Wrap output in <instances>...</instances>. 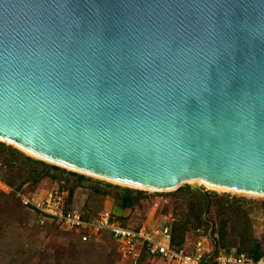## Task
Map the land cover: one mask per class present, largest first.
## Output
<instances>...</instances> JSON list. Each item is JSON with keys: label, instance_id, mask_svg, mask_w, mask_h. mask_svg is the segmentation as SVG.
Listing matches in <instances>:
<instances>
[{"label": "water", "instance_id": "95a60500", "mask_svg": "<svg viewBox=\"0 0 264 264\" xmlns=\"http://www.w3.org/2000/svg\"><path fill=\"white\" fill-rule=\"evenodd\" d=\"M0 142L130 188L264 197V0H0Z\"/></svg>", "mask_w": 264, "mask_h": 264}, {"label": "rangeland", "instance_id": "374dc122", "mask_svg": "<svg viewBox=\"0 0 264 264\" xmlns=\"http://www.w3.org/2000/svg\"><path fill=\"white\" fill-rule=\"evenodd\" d=\"M4 145L8 144L4 143ZM25 155L27 154L25 153ZM3 156H5V152L0 148L1 162ZM16 164L13 172L10 173L11 175L21 166L18 162ZM91 179L102 181V183L106 182L93 177ZM72 180V177L62 175L57 179L43 177L36 183L26 181L20 186L19 194L23 195V197L39 200L46 197L48 193L57 191L63 193L65 201V197L68 194L67 190ZM91 184L90 181H84L83 185H75L73 187L68 203L71 209L89 215L105 209L126 226L137 227L144 225L147 228L170 224L174 218H178L185 210L184 199L182 197L164 194L165 192L154 193V191L148 190H145L147 191V195L140 198L137 205L125 208L120 207L118 201L111 196L112 189L108 194L95 193L88 187ZM199 185L202 190H213L201 184ZM0 187H2L0 189H4V194L7 195L6 199L0 198V264H17L18 253H16V250L19 247L29 248L32 252L40 250L45 260L44 263L71 264V256L69 255L73 248H75L72 245H75L76 249L85 250L84 253L80 254L76 264H107L110 259L112 260L110 261L111 264H132L128 260L120 258L114 240L107 234L102 233L93 240L92 249L89 250L88 244L80 242L75 232L64 230L58 224L48 222V218L42 219L43 222L41 221L42 223H40L38 221L39 214L30 206L22 204L20 199L19 201L15 198V195L19 198L18 194L10 196L9 192H7L8 188L2 184H0ZM213 191L217 194L228 193L230 196L235 195L253 201H264V197L261 196L221 190ZM259 204L258 202H253L252 204H244L243 206H250L249 216L252 220L253 235L256 241L260 242L261 225L264 222V210ZM207 216H210V213ZM210 231V228L205 230L203 226L194 231L189 230L185 232L184 243L189 247L197 236L204 235L210 244L212 236L210 235ZM58 253H63L64 255L61 256V258L63 257L61 261L57 259ZM135 264H159V261H151L148 256L144 255V258L141 260L138 257Z\"/></svg>", "mask_w": 264, "mask_h": 264}, {"label": "trees", "instance_id": "16d2710c", "mask_svg": "<svg viewBox=\"0 0 264 264\" xmlns=\"http://www.w3.org/2000/svg\"><path fill=\"white\" fill-rule=\"evenodd\" d=\"M0 148L5 152L2 162L0 161V183L8 187L7 192H9L10 196L19 194L20 186L26 181L36 183L43 177L57 179L62 175L73 178L70 187L67 190L68 194L65 197V209H71L68 206V203L70 201L73 187L75 185H83L84 181H90L92 183L91 185H88V187L95 193L108 194L112 189V198L116 199L118 205L124 208L137 205L139 199L147 195V191L145 190L120 186L108 182L102 183V181L91 179V177L86 175L33 158L29 155H25L22 151L11 145H4L2 142H0ZM17 162L21 166L11 175L10 173L13 172V168L16 167ZM163 192H165L164 194L182 197L185 204V210L183 213L179 215L178 218H174L173 221L168 224L170 229V243L172 245H183L185 232L189 230L194 231L200 226H203L205 230L207 228L211 229L210 235L212 236L210 244L213 250L217 247L224 250L233 249L236 252H243L253 258H257L261 254L262 235L260 234V242L256 241V238L253 235L252 220L249 216L250 206L244 207L243 205L258 202L260 203V207L264 210L263 200L253 201L240 196H230L228 193L217 194L213 190L193 189L187 184H183L173 191ZM154 193L162 192L154 191ZM6 196L7 195L4 194V189H0V198H5ZM15 198L19 200L16 195ZM97 213L98 212L89 215L80 212V215L82 218H88L90 216H95ZM209 213L210 216H207ZM48 219V222L55 223L53 220ZM109 219L116 221L121 226L129 227L118 221V219L110 212ZM138 227L140 226L131 228L137 229ZM102 233L110 236L106 231H103ZM213 234H215V236H213ZM77 237L80 242L88 244L87 247L89 250L92 249L93 240L81 241L78 235ZM72 247L75 248H73V250L71 249L72 252L69 256H71V264H76L80 254L84 253L85 250L76 249L75 245H72ZM16 253H18L17 264H49L44 263L45 260L40 250L32 252L29 248L19 247L16 250ZM58 254L59 256L57 259L61 261L63 258H61V256L64 255L63 253ZM143 258L144 254L141 253L139 259L141 260ZM110 261L112 260L110 259ZM110 261L107 262V264H111Z\"/></svg>", "mask_w": 264, "mask_h": 264}, {"label": "built area", "instance_id": "2783aa9c", "mask_svg": "<svg viewBox=\"0 0 264 264\" xmlns=\"http://www.w3.org/2000/svg\"><path fill=\"white\" fill-rule=\"evenodd\" d=\"M62 194L54 191L39 200L18 195L22 204L37 211L40 223L42 219L49 218L62 229L75 232L81 241L95 240L106 231L114 240L120 258L132 264H135L141 253L151 261H159V264H264V222L261 225L262 252L253 258L233 249L217 247L213 250L204 235L197 236L189 247L185 243L181 246L172 245L168 224L151 228L142 225L137 229L124 227L110 220L109 212L105 209L95 216L82 218L75 209H65Z\"/></svg>", "mask_w": 264, "mask_h": 264}, {"label": "bare ground", "instance_id": "6f19581e", "mask_svg": "<svg viewBox=\"0 0 264 264\" xmlns=\"http://www.w3.org/2000/svg\"><path fill=\"white\" fill-rule=\"evenodd\" d=\"M6 143V142H5ZM26 154L32 156V157H36L35 155H32L31 153H28L26 151H24ZM24 153V154H25ZM199 183V182H198ZM203 186H206L207 188H210V189H213V190H221V191H225L224 189H221V188H217V187H214V186H211V185H208V184H205V183H199ZM227 191V190H226ZM229 192H234V191H229ZM250 195V194H249Z\"/></svg>", "mask_w": 264, "mask_h": 264}]
</instances>
